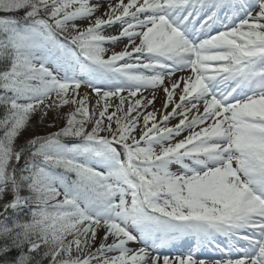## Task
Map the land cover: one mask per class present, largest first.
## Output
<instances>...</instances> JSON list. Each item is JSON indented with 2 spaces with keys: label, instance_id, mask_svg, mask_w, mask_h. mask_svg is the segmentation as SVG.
<instances>
[{
  "label": "snow or ice",
  "instance_id": "obj_1",
  "mask_svg": "<svg viewBox=\"0 0 264 264\" xmlns=\"http://www.w3.org/2000/svg\"><path fill=\"white\" fill-rule=\"evenodd\" d=\"M0 264H264V0H0Z\"/></svg>",
  "mask_w": 264,
  "mask_h": 264
},
{
  "label": "rangeland",
  "instance_id": "obj_2",
  "mask_svg": "<svg viewBox=\"0 0 264 264\" xmlns=\"http://www.w3.org/2000/svg\"><path fill=\"white\" fill-rule=\"evenodd\" d=\"M113 2H115V0H113ZM83 23H87V22L84 21ZM109 47H111V46H109ZM122 47H123V45L121 44V45L117 46L115 50L116 51H120ZM184 74L185 73H178L177 75L179 76V75H184ZM85 91H87V89H81V92H85ZM144 95H148V93L145 92ZM94 99H95V97L93 96V101H94ZM163 100H164V94H163V92L162 91L161 92H158L157 93V99H156V102H155V108L156 109H160L162 107ZM68 110H69L68 107H65L63 109L64 112H67ZM151 110H152V108H149V111H151ZM33 118H34V121H33L34 122L33 123L34 128L29 130V135L30 134H32V135L33 134H43L45 132L55 131V130H57V128L62 127L63 126V123H64L62 120H57L56 119V114L55 113H52V112H50L48 114V117L43 122V124H37V121L39 120V116H36V117H33ZM52 122H55L56 123V127H48V125L50 123H52ZM173 123H175V121H173ZM172 170L173 171H176L177 170L176 169V166H173L172 167ZM100 235H103V233L101 232ZM129 246L132 247V248L139 247L138 245H135V244H131Z\"/></svg>",
  "mask_w": 264,
  "mask_h": 264
},
{
  "label": "trees",
  "instance_id": "obj_3",
  "mask_svg": "<svg viewBox=\"0 0 264 264\" xmlns=\"http://www.w3.org/2000/svg\"><path fill=\"white\" fill-rule=\"evenodd\" d=\"M33 121H34V118H33L32 121H31L32 124L34 123ZM55 131H56V130H55ZM24 135H25V137H28V136H31L32 134L29 135V131H28V132H26ZM21 142H22V141H21Z\"/></svg>",
  "mask_w": 264,
  "mask_h": 264
}]
</instances>
